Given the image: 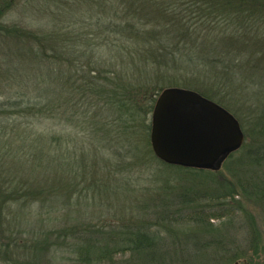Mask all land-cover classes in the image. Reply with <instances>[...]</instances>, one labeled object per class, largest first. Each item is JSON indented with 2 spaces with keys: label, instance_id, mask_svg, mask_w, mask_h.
Listing matches in <instances>:
<instances>
[{
  "label": "trees",
  "instance_id": "16d2710c",
  "mask_svg": "<svg viewBox=\"0 0 264 264\" xmlns=\"http://www.w3.org/2000/svg\"><path fill=\"white\" fill-rule=\"evenodd\" d=\"M16 1L0 0V48L10 45L8 57L31 79L28 87L14 76L0 82L8 95L0 104L4 261L56 264L63 253L67 264H253L232 241L233 251L212 257L194 243L190 258H171L145 219L113 221L98 212L129 189L133 172L149 168L161 180L160 198L175 176L174 190L190 179L218 192L219 207L244 211L241 198L264 205V0H41L58 12L35 31L3 22ZM170 87L193 90L238 120L244 142L220 168H182L154 156L150 116ZM5 211L13 222L23 219L15 233L2 224ZM226 212L195 218L196 234L225 239L232 219L216 233L208 221ZM155 213L162 218L163 210ZM244 213L257 247L260 233Z\"/></svg>",
  "mask_w": 264,
  "mask_h": 264
},
{
  "label": "rangeland",
  "instance_id": "374dc122",
  "mask_svg": "<svg viewBox=\"0 0 264 264\" xmlns=\"http://www.w3.org/2000/svg\"><path fill=\"white\" fill-rule=\"evenodd\" d=\"M41 5H43L41 0H17L15 6L3 18V22L11 25L15 24L31 31H35L39 28H46L48 18H50L52 14H56L58 9L54 5ZM87 30L88 29L85 31ZM9 46L10 45H5L0 48V82L7 81L8 76V82H10V77L14 76L20 81L22 87H26V85L28 87L31 79L29 77L30 74L21 62L15 59L12 60V58L8 57ZM171 73L172 72H170V74ZM153 82L155 84L157 83L156 81ZM12 87L17 86L13 85ZM17 89L18 87L16 90ZM7 100L8 95L6 92L0 90V104L6 102ZM135 173L136 172H133L134 175H131L129 178V184L126 186L129 189L127 191L121 190L119 191V194L116 195L115 198H117L118 201L115 199V202H113L114 199H110L115 206H112L111 201L109 203H105L106 206L102 209V211L98 212V215H102L107 218L110 217L113 221H116V219H126L127 222V219H131L129 221L131 222L133 220H140V218L145 219L149 223L147 225L148 231L155 232L159 235L162 239L161 249L167 251L171 258H190L191 255L196 254L197 252V250H194L193 248L194 243L199 245L198 249L202 250L204 254H208L212 257L211 254H221L226 250L231 251L232 245H230L229 242L232 241L239 243V246L243 250L249 252L248 255L253 257V264H264V205H254L249 200L241 198L240 205L243 206L245 209L244 211L239 210L234 206H226L225 208L223 206L219 207L215 205L218 204V199L215 197V194H218V192L206 190L205 187L199 183H197L198 186H196L193 183L194 181L192 182L190 179L184 178L185 182L182 181L183 190H174V186L179 184L175 176L171 179L169 184L171 189L167 191V194H164L160 198V192L158 191L162 183L159 176L154 175V168H149L148 171L144 170L145 174L141 176H138V174ZM117 182H120V180ZM196 182H198V180ZM190 184L196 186L195 191H187L186 185L189 186ZM176 193L178 196H176ZM185 197H188L191 204L183 205L181 203ZM239 199L240 198H237V200ZM72 200L75 201V198ZM162 201L165 202L164 206L162 205ZM155 205L159 206V208L154 210L153 208ZM21 209L22 208L16 207L11 211L15 212ZM226 209H228V212H226L227 214H225L227 217H211L208 224L213 226L216 233V229L220 228L223 222H227L229 219H232L233 226L229 228V233L230 235L233 234L234 238L230 235L223 239L216 234H196V232H198V224L196 223L197 220H195V218L202 216L203 220L207 221V218L210 215H215L217 213L222 215ZM162 210V218L158 214L156 215V213L155 215L153 214V212L160 213ZM19 212L17 214H19ZM24 212H20V214ZM244 212H247L253 217L255 226L260 233L257 247L255 244L252 246L254 240L252 237H249L251 225L247 222V214ZM4 218L5 220L2 221L3 226L10 231L12 230V233L16 232L18 226L16 221H18V218L23 220L22 217L18 216L15 218L14 222L11 221L12 218H10V212L8 211L4 212L3 219ZM8 219L10 220V224ZM161 223L163 224L161 225ZM8 230H6V234H9ZM195 234L198 235V237ZM217 238H220L223 241V244L221 241L216 240ZM185 244L187 245L186 253H179L176 255L175 253L180 248H183ZM217 246H219V248ZM126 256L127 255H124L123 257ZM66 257L67 254L59 253L54 261L56 264H67L64 261V258ZM8 260L6 259L4 261L0 251V264H19V262H21L20 260L16 263H11V261ZM235 263L242 264L241 261L234 262L232 264Z\"/></svg>",
  "mask_w": 264,
  "mask_h": 264
},
{
  "label": "water",
  "instance_id": "95a60500",
  "mask_svg": "<svg viewBox=\"0 0 264 264\" xmlns=\"http://www.w3.org/2000/svg\"><path fill=\"white\" fill-rule=\"evenodd\" d=\"M149 142L161 162L198 170L218 169L244 142L238 120L217 103L183 88H165L151 116Z\"/></svg>",
  "mask_w": 264,
  "mask_h": 264
},
{
  "label": "flooded vegetation",
  "instance_id": "af4514ba",
  "mask_svg": "<svg viewBox=\"0 0 264 264\" xmlns=\"http://www.w3.org/2000/svg\"><path fill=\"white\" fill-rule=\"evenodd\" d=\"M236 264V263H235Z\"/></svg>",
  "mask_w": 264,
  "mask_h": 264
}]
</instances>
